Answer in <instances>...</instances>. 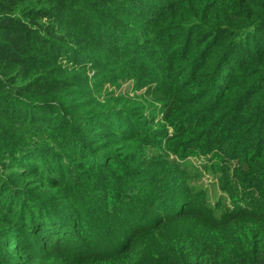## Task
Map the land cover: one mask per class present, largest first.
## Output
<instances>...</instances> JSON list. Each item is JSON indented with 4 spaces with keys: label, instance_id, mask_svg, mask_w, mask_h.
Instances as JSON below:
<instances>
[{
    "label": "clouds",
    "instance_id": "9594fccd",
    "mask_svg": "<svg viewBox=\"0 0 264 264\" xmlns=\"http://www.w3.org/2000/svg\"><path fill=\"white\" fill-rule=\"evenodd\" d=\"M0 264H264V0H0Z\"/></svg>",
    "mask_w": 264,
    "mask_h": 264
}]
</instances>
